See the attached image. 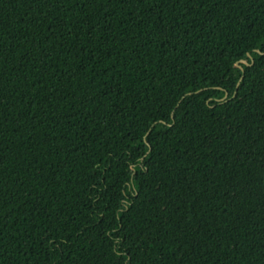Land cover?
Listing matches in <instances>:
<instances>
[{
	"label": "trees",
	"instance_id": "trees-1",
	"mask_svg": "<svg viewBox=\"0 0 264 264\" xmlns=\"http://www.w3.org/2000/svg\"><path fill=\"white\" fill-rule=\"evenodd\" d=\"M0 264H264V0H0Z\"/></svg>",
	"mask_w": 264,
	"mask_h": 264
}]
</instances>
